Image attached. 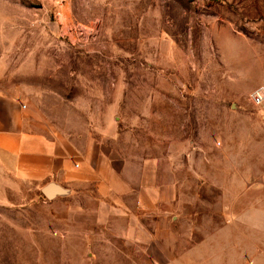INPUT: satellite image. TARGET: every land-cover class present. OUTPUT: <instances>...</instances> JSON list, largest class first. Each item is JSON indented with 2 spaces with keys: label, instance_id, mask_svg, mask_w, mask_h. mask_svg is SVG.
<instances>
[{
  "label": "rangeland",
  "instance_id": "1",
  "mask_svg": "<svg viewBox=\"0 0 264 264\" xmlns=\"http://www.w3.org/2000/svg\"><path fill=\"white\" fill-rule=\"evenodd\" d=\"M259 85L264 0H0V86L16 93L6 105L24 107L25 127L97 138L179 182L184 216L153 225L151 255L137 264H264ZM22 199V235L0 223V264H39L36 248L64 245L39 232L45 198Z\"/></svg>",
  "mask_w": 264,
  "mask_h": 264
},
{
  "label": "crops",
  "instance_id": "2",
  "mask_svg": "<svg viewBox=\"0 0 264 264\" xmlns=\"http://www.w3.org/2000/svg\"><path fill=\"white\" fill-rule=\"evenodd\" d=\"M13 97L16 93L0 86V223L16 224L22 235V198L25 192H39L47 208L39 232L48 230L50 240L64 243L47 251L36 248L39 264H94L102 256L113 257L107 261L112 264H137V256L151 255L153 225L184 216L177 208L179 182L154 171L151 158L106 153L97 138L75 142L67 135L27 129L24 107L17 101L6 105ZM230 173L226 170L225 223L233 219ZM51 183L57 189L47 197L42 190Z\"/></svg>",
  "mask_w": 264,
  "mask_h": 264
},
{
  "label": "built area",
  "instance_id": "3",
  "mask_svg": "<svg viewBox=\"0 0 264 264\" xmlns=\"http://www.w3.org/2000/svg\"><path fill=\"white\" fill-rule=\"evenodd\" d=\"M250 97L254 103H261L264 100V85H259L254 88Z\"/></svg>",
  "mask_w": 264,
  "mask_h": 264
},
{
  "label": "water",
  "instance_id": "4",
  "mask_svg": "<svg viewBox=\"0 0 264 264\" xmlns=\"http://www.w3.org/2000/svg\"><path fill=\"white\" fill-rule=\"evenodd\" d=\"M57 187L54 184H48L46 186L43 187V194L47 197H50L53 195L54 191H56Z\"/></svg>",
  "mask_w": 264,
  "mask_h": 264
}]
</instances>
